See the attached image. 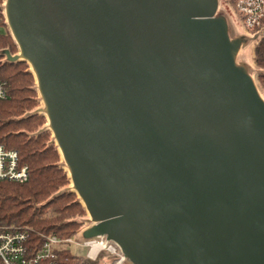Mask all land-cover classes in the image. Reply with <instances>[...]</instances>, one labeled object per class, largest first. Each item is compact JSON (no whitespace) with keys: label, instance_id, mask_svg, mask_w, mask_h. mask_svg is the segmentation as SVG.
<instances>
[{"label":"water","instance_id":"obj_1","mask_svg":"<svg viewBox=\"0 0 264 264\" xmlns=\"http://www.w3.org/2000/svg\"><path fill=\"white\" fill-rule=\"evenodd\" d=\"M218 0H6L74 191L132 264H264V99Z\"/></svg>","mask_w":264,"mask_h":264},{"label":"trees","instance_id":"obj_2","mask_svg":"<svg viewBox=\"0 0 264 264\" xmlns=\"http://www.w3.org/2000/svg\"><path fill=\"white\" fill-rule=\"evenodd\" d=\"M5 2L0 0V81L6 83L8 95L0 99V143L18 150L21 162L29 166L30 176L24 183L0 182V224L30 229L31 239L38 244L43 241L41 234L74 237L83 225L85 206L68 187L71 177L59 147L52 133L42 127L45 116L33 111L40 100L38 85L29 63L14 59L19 50L7 23ZM255 43L253 60L264 91V31ZM57 254L60 264H110L113 260L107 256L108 262H103L102 253L93 261L86 255L74 254L69 246ZM122 264L132 263L127 260Z\"/></svg>","mask_w":264,"mask_h":264},{"label":"built area","instance_id":"obj_3","mask_svg":"<svg viewBox=\"0 0 264 264\" xmlns=\"http://www.w3.org/2000/svg\"><path fill=\"white\" fill-rule=\"evenodd\" d=\"M228 3L238 16L246 37L255 38L264 31V0H228ZM7 95V85L0 81V99ZM29 176V166L21 162L18 150L0 143V182L24 183ZM31 232L28 228L0 224V259L3 264H60L58 250L74 240V237L41 234L43 241L38 244L31 239ZM78 243L87 247L86 256L93 261L103 252L113 258L112 264L128 260L120 246L106 235L91 239L84 237Z\"/></svg>","mask_w":264,"mask_h":264},{"label":"rangeland","instance_id":"obj_4","mask_svg":"<svg viewBox=\"0 0 264 264\" xmlns=\"http://www.w3.org/2000/svg\"><path fill=\"white\" fill-rule=\"evenodd\" d=\"M220 2L225 3L224 4L225 7H224L223 11H221L222 6H221ZM222 12H224V14H222ZM216 16L217 17H223L227 21L228 32H229L230 38L232 39V41H234L235 43H237L239 45V50H238V54L236 57L237 64L241 69L248 72L252 76V78L254 79V81L258 87V90H259L260 89V83L258 80V72H257L258 67L256 66V64L253 60V48L256 44L255 38L257 36H255V38H251V37H246L244 35V32L241 29V24L239 22L238 16L235 14L233 7L230 4L226 3L225 0H219V6H218V11L216 13ZM0 30H2V28H0ZM18 50L19 51L16 54H20L19 46H18ZM5 53L7 56L10 55L7 51ZM30 68H31V65H30ZM35 78H36V76H35ZM36 83H37V79H36ZM260 91H261L260 94L264 99V91H262L261 89H260ZM38 94L40 97L39 104L33 111L37 112L38 114L45 116V120H44L42 127H45L46 129H48L52 133V137L56 143V140H55L53 131L51 129V125H50L48 116H47V107H46V105L42 99V96H41L39 90H38ZM60 152H61V150H60ZM61 156H62V152H61ZM62 161H63L64 165L66 166V169H67L68 174L70 176L71 175L70 174V168H68L69 166L66 164L63 156H62ZM68 187H71V189L73 191L75 189V186L73 185L71 178H70V185ZM78 198L81 200L82 204L84 205V203H83L82 199L79 197V195H78ZM85 211H86V215L83 218V225L81 228L78 229L76 235L74 236L73 242L71 244H69V248L71 249V251L74 254L79 255V256H85L86 255L87 247L83 246L82 244H79L78 242L84 238L85 229L89 228L90 226H92L95 223V221H93V219L89 215L86 207H85ZM103 255L104 256L102 257L103 258L102 261L107 263L108 262L107 259L109 256L107 255L106 252H103ZM112 262L113 261H111L110 264H112ZM82 264H92V263L90 261H85V263H82Z\"/></svg>","mask_w":264,"mask_h":264},{"label":"bare ground","instance_id":"obj_5","mask_svg":"<svg viewBox=\"0 0 264 264\" xmlns=\"http://www.w3.org/2000/svg\"><path fill=\"white\" fill-rule=\"evenodd\" d=\"M218 3H219V0H218ZM32 70H34L33 68H32ZM63 156V155H62ZM68 168H70V167H68ZM70 174H71V170H70Z\"/></svg>","mask_w":264,"mask_h":264}]
</instances>
